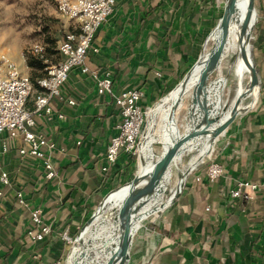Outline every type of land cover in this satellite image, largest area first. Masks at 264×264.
Segmentation results:
<instances>
[{"label":"crops","instance_id":"0c3cea01","mask_svg":"<svg viewBox=\"0 0 264 264\" xmlns=\"http://www.w3.org/2000/svg\"><path fill=\"white\" fill-rule=\"evenodd\" d=\"M256 6L253 53L263 80L260 95L252 109L239 114L215 139V147L211 137L205 138L204 148L201 139L189 151L208 156L213 152L211 158L222 163L224 174L210 181L207 163L190 161L188 165L196 167L180 196L137 230L130 264H264V0H256ZM219 13L216 0H117L113 14L97 31L99 51L88 59L92 68L111 73L112 92L100 94L87 75L73 69L62 92L75 104L52 100L66 118L37 120L35 129L55 143L46 152L56 176L48 179L40 159L20 153L21 139H13L1 154L0 170L9 173L11 183L0 184V264H48L68 254L64 233L81 228L103 197L135 172L129 154L121 153L111 164L106 158L121 120L115 95L139 88L143 107L157 104L199 58ZM21 65L32 73L25 58ZM208 92L215 115L221 96L218 73ZM188 96L192 100L193 93ZM196 112L199 117L198 105ZM241 179L261 186L249 198H235L231 190ZM19 191L27 206L17 200ZM37 206L52 226L40 241L33 238L30 216V208Z\"/></svg>","mask_w":264,"mask_h":264},{"label":"built area","instance_id":"2783aa9c","mask_svg":"<svg viewBox=\"0 0 264 264\" xmlns=\"http://www.w3.org/2000/svg\"><path fill=\"white\" fill-rule=\"evenodd\" d=\"M56 3L61 15L74 22V28L66 31L59 43L58 61L44 57L45 45L34 47L33 52L44 58L45 71L38 79L37 87L6 52L0 51V158L2 153L10 149L13 139H21L20 153L40 159L48 179L56 176V170L46 148L53 149L55 143L35 129L37 120L45 119L50 122L55 118H66L65 113L56 111L52 100L59 98L70 105L75 104L74 99H65L62 92L73 69L78 68L87 75L95 83L100 94L112 92L111 73L92 68L88 59L90 54L99 51L94 43L97 31L113 14L117 0H56ZM32 93H36L34 107L29 108L28 102ZM142 96L143 92L139 88L127 89L115 95L121 120L117 125V133L107 147L106 158L110 164L114 163L121 153H139V143L143 139V129L149 115L148 110L151 108L141 105ZM105 170H108V167H105ZM223 174L222 163L210 158L207 162L206 177L214 181ZM10 183L9 173L0 170V184L7 187ZM260 186L259 183L241 179L236 182L231 195L235 198H249ZM3 196L4 189H0V200ZM16 198L21 204L28 205L21 191L17 192ZM30 216L33 238L37 241L44 240L52 232L48 217L38 206L30 208ZM64 238L69 243L73 239L68 231L64 233ZM48 264L68 263L64 258H59L49 261Z\"/></svg>","mask_w":264,"mask_h":264},{"label":"water","instance_id":"95a60500","mask_svg":"<svg viewBox=\"0 0 264 264\" xmlns=\"http://www.w3.org/2000/svg\"><path fill=\"white\" fill-rule=\"evenodd\" d=\"M235 3L236 0H230L229 5L224 8V12L216 25L221 29V37L216 46L212 48L210 55L207 58H203L205 44L214 29L207 36L199 58L195 61V63L190 67V69L185 73V75L176 85L177 87L181 88V95L175 101L170 112L169 119L177 129L178 136L175 137V139L169 144V146H167V148L162 151L159 156H152L151 159L149 158L150 160L141 155L140 147L143 143L142 139V141L139 143V165L135 175L122 185L109 191L103 197L98 207L87 219V221L82 225L80 232L78 233L72 244L71 251L76 249L77 238L81 235V232L85 225L93 221L95 214L97 213L99 208L104 205L106 199L113 192L123 187L127 189L125 197L122 200L119 209L114 211L117 216L116 218L119 219L121 240L117 249L112 252L105 264H129L130 249L133 244L134 236L140 227V217L138 216V208L144 200V196L148 190V183L151 180H157V183L159 184L160 181H162V179L164 178V174L171 168L174 161H176L184 152L185 146L193 139L207 135L213 137L214 140L217 139L222 133L226 131L229 125L236 119L239 114L247 112L254 107L260 95L263 80L261 71L252 56L251 41L258 16L256 0H248L244 19L240 25L239 35L240 58L249 72L247 89H242L239 91L235 98V101L231 105L229 114L224 121L219 122L220 115L212 114L214 108L213 103L210 101V96L208 92V79L210 74L218 68L221 58L224 54L226 43L228 40L230 24L234 16ZM200 64H202L203 67L201 69L199 82L192 96V105L189 108L188 112L189 126L185 130V132L180 134V131L175 121L176 112L182 101V96L187 91L186 86L188 85L190 77L195 68ZM239 85L240 84L238 83L237 90L240 87ZM168 94L169 92L166 95ZM249 96L250 100L244 103V100ZM164 97H162L158 101V103L161 102ZM197 105L199 106V110L201 111V116L199 117L197 116L196 112ZM215 124L217 125L215 126ZM148 131L149 123H147L143 129V137L148 134ZM195 167L196 164L193 168L187 167L184 171L180 173V184L176 186L175 191L173 192L171 203H173L180 196L186 178ZM169 191L172 192V189L166 190V194Z\"/></svg>","mask_w":264,"mask_h":264},{"label":"rangeland","instance_id":"374dc122","mask_svg":"<svg viewBox=\"0 0 264 264\" xmlns=\"http://www.w3.org/2000/svg\"><path fill=\"white\" fill-rule=\"evenodd\" d=\"M216 3L220 9V13L218 15V19H219L224 12V6H223L224 0L222 1L216 0ZM246 8L247 7L244 8L240 16L241 22L244 19ZM216 24L217 21L215 22L214 26H216ZM73 26H74L73 21L62 16L61 13L59 12L57 8L56 0H0V51L6 52L18 64L19 68L24 73H26L27 71L21 65L22 59L26 57V54L34 55L35 53L33 52V49L36 45L39 44L45 45L48 55L47 57H49L53 61L60 60L59 49H58L59 43L62 40L65 32L70 30ZM254 32L255 29L253 31V37L251 41L253 58H254V53H253ZM210 37L211 34L206 42L207 49L211 48L215 42V40L211 39ZM52 39H56V41L54 42ZM35 55L37 56V54ZM229 63H230L229 58L224 59L223 71H224V76L226 77V82L224 84L223 102L226 104V106H229L233 98L235 97L237 93L238 83L240 84V82H248L249 79V72H244L241 77L237 75L235 77L234 72L231 73L228 72ZM28 75L30 76L31 72L28 73ZM216 76H217L216 72H212L210 74L208 79L209 85L216 79ZM191 93H194V89L191 90ZM31 96H33V93ZM249 100L250 98H246L244 103L248 102ZM191 104H192L191 97L188 96L183 100V102H181L180 107L176 112V116H177L176 124L180 131V134L185 132L186 130L185 125L189 120L188 107ZM155 105H152L151 107H154ZM167 114H168V108H166L160 113L158 123L156 122L157 125H155L156 135L154 137L153 145L156 156H159L162 153V151L165 148H167V146H169L170 144V140L165 134ZM198 115L201 116V112H199ZM149 118L150 117L148 115L146 124L149 123ZM174 135L178 136V133L175 132ZM216 143L217 142L215 141L214 147ZM212 155L213 152L209 156L206 154L197 155V151H194L192 153L189 152L184 154L183 157L178 162L173 163L174 166H172V173H173L172 181H170L169 185H167L165 188L166 190L172 189V192L169 191L166 194V190H165V194H164L165 200L163 204L164 206L170 204L171 197L178 183L180 173L184 171L187 167H191V165L195 162H200L199 164L207 163L209 159L212 157ZM190 161H192L191 162L192 164L190 163L188 165ZM135 163H136L135 166V173H136L139 165L138 155H136ZM113 194H111L110 198L112 197ZM110 198L107 200V202H109ZM107 202L105 206L108 204ZM163 205L159 207H162ZM105 206L101 207L97 211L95 216L100 214V212L103 211ZM160 214L161 212L158 213L156 211H151L149 215H147L142 220H140V226L142 225V223L150 224L151 221ZM92 223L93 221L85 225V227L81 232V235L77 238V241L83 237V235L88 230V228H90ZM76 236L72 239V242L69 243L68 254L64 257V260L68 264H73L74 256H73V250L71 251V247ZM68 255H69V259H68ZM130 259H131V249H130ZM129 264H130V260H129Z\"/></svg>","mask_w":264,"mask_h":264},{"label":"bare ground","instance_id":"6f19581e","mask_svg":"<svg viewBox=\"0 0 264 264\" xmlns=\"http://www.w3.org/2000/svg\"><path fill=\"white\" fill-rule=\"evenodd\" d=\"M229 3L230 0H224V5H223L224 8L227 7ZM247 5H248V0H236L234 16L230 24L225 51L221 58L218 68L214 71L218 73L221 84V96L219 97V101L217 103V105L219 104V107L215 114V115L217 114L220 115L219 122H222L227 118L231 105L233 104L236 98L235 97L232 100L231 104L227 106L223 114V108L226 106V104L223 102L224 84L226 82V77L224 76V71H223L224 59L227 58L230 59L228 71L230 73L234 72L235 77L236 75L241 77L244 72H248L246 66L244 65V63L240 58V46H239V35H240V25H241L240 16L244 8L247 7ZM220 37H221V29L219 27H216L211 36V39L215 40V42L213 46L209 49L206 48V44H205L203 58H207L210 55L212 48L216 46V44L220 40ZM202 67H203L202 64H200L193 71L190 80L188 82V85L186 86L187 91L182 96L181 102H183L184 98L189 94V92L192 89L195 90L200 79V73ZM247 83L248 82H240L239 85L240 87L238 88L237 94L239 93L240 90L247 89ZM180 95H181V88L175 86L172 90L169 91V94L166 95L161 102H159L156 106L151 107L150 110L148 111L150 117L149 131L148 134L143 137V143L140 147L141 155L148 158V160H150L152 156L157 157L154 152V145H153L154 137L156 135L155 125H157L156 122L158 123L160 113L166 108H168V114H167V122L165 125V134L169 138L170 143L175 139V137H177L174 135V133L177 132V129L175 128L174 124L170 121L169 116L175 101L179 98ZM247 98H250V96ZM213 113H214V109L212 111V114ZM175 119H176L175 121L177 122V116ZM216 125L217 124H215V126ZM205 138H211V136L207 135V136L198 137L193 139L191 142H189L185 146L184 152L174 162H178L183 157L184 154L188 153L191 150L194 143L199 142L201 139L203 141L201 147H203ZM144 149H146L147 151L146 154L144 153ZM172 166H174V164H172ZM172 166L164 174V178L162 179V181H160L159 184L157 183V180H151L148 183V190L144 196V200L142 201V204L138 208V216L140 217V220H142L144 217L149 215L151 211L160 212L164 209V207L168 206V205L164 206L163 204L165 200L164 197L166 190L165 188L167 185H169L170 181H172V177H173ZM179 184H180V179L178 180L177 185ZM126 191L127 189L122 187L119 190L115 191V193L113 192L114 194L112 193L113 195L111 198L110 195L106 199L103 206H105L107 200L110 198L109 202H107L108 204L104 207L103 211L100 212V214L94 216L95 218L93 219V223L90 226V228H88V230L85 232L83 237L76 242L77 247L75 250H73V256H74L73 264H105L107 259L112 254V252L117 249L121 240V230L119 225V219L116 218L117 216L114 213V211L119 209L122 200L125 197ZM161 205L163 206L159 207Z\"/></svg>","mask_w":264,"mask_h":264},{"label":"trees","instance_id":"16d2710c","mask_svg":"<svg viewBox=\"0 0 264 264\" xmlns=\"http://www.w3.org/2000/svg\"><path fill=\"white\" fill-rule=\"evenodd\" d=\"M54 42L56 41V39H52ZM40 56V57H39ZM47 50H46V53L44 54V57H47ZM26 62L27 64L32 68V73L30 75V78L33 82V84L37 87L38 86V79L40 77H42L44 74H45V71H44V63H43V57L41 55H38L37 56L34 54H26ZM133 159H136V155H130ZM134 173L133 172L131 174V176L129 178H132L134 176ZM80 231V228L79 229H76L74 231H70L69 232V235L74 238Z\"/></svg>","mask_w":264,"mask_h":264}]
</instances>
